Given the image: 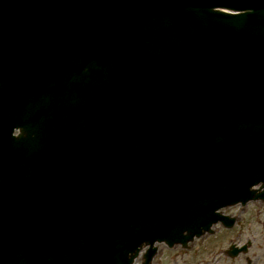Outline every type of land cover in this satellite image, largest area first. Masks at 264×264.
<instances>
[{
    "label": "water",
    "instance_id": "water-1",
    "mask_svg": "<svg viewBox=\"0 0 264 264\" xmlns=\"http://www.w3.org/2000/svg\"><path fill=\"white\" fill-rule=\"evenodd\" d=\"M256 198L264 0H0V264H149Z\"/></svg>",
    "mask_w": 264,
    "mask_h": 264
},
{
    "label": "flooded vegetation",
    "instance_id": "flooded-vegetation-1",
    "mask_svg": "<svg viewBox=\"0 0 264 264\" xmlns=\"http://www.w3.org/2000/svg\"><path fill=\"white\" fill-rule=\"evenodd\" d=\"M225 214L235 218L231 227L223 223L216 224L212 232L196 239L191 249L177 248L172 251L162 247L154 264H178L177 256L185 251L194 253L195 256H203L207 260L213 257L227 264H264V244L260 242L261 246H258L257 243L258 239H264V222H256L257 218L251 212H246L243 206L231 207ZM242 214L248 216L242 217ZM258 224L262 226L260 229L257 228ZM239 260H243V263Z\"/></svg>",
    "mask_w": 264,
    "mask_h": 264
},
{
    "label": "rangeland",
    "instance_id": "rangeland-1",
    "mask_svg": "<svg viewBox=\"0 0 264 264\" xmlns=\"http://www.w3.org/2000/svg\"><path fill=\"white\" fill-rule=\"evenodd\" d=\"M245 211L246 212H251L253 214V212H256L253 214V216H255L257 218L256 222H264V203L261 202H252V203H248V205L245 207ZM248 216L247 214H242V217L244 216ZM253 227V225L251 226ZM262 226L261 225H257V228L260 229ZM264 244V239H258L257 243L258 246H261V243ZM191 249L193 246H191V244L189 245ZM263 247V246H262ZM193 257H192V256ZM242 259V257H240ZM177 260H178V264H227L226 262L222 261L219 262L217 259H213L209 258V260L204 259L203 256H195L194 253H189L187 251H185L181 256L180 254L177 256ZM181 260H183L181 262ZM214 260H216L217 262H214ZM158 261L160 262L161 259H158ZM241 263H243V260H239Z\"/></svg>",
    "mask_w": 264,
    "mask_h": 264
}]
</instances>
